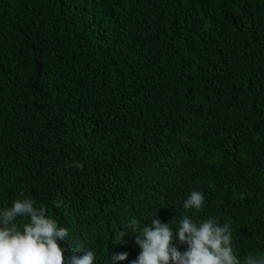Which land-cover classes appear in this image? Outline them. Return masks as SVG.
Instances as JSON below:
<instances>
[{"label": "trees", "instance_id": "trees-1", "mask_svg": "<svg viewBox=\"0 0 264 264\" xmlns=\"http://www.w3.org/2000/svg\"><path fill=\"white\" fill-rule=\"evenodd\" d=\"M17 199L66 258L133 264L185 217L264 255V0H0V211Z\"/></svg>", "mask_w": 264, "mask_h": 264}, {"label": "clouds", "instance_id": "clouds-1", "mask_svg": "<svg viewBox=\"0 0 264 264\" xmlns=\"http://www.w3.org/2000/svg\"><path fill=\"white\" fill-rule=\"evenodd\" d=\"M204 196L193 191L184 202L185 209L200 210ZM59 207V203L56 205ZM27 217L28 222L19 228L14 221ZM173 234L170 224L154 218L145 226L135 243L141 252L133 264H241L232 247L230 225H220L214 217L199 224L188 217L180 222ZM137 221H131L136 231ZM68 236V229L58 227V222L46 216L44 207H34L31 199H17L10 208L0 211V264H94V253L75 251L67 258L61 244ZM186 246L178 250L174 241ZM127 259V253L112 255L110 264ZM245 264H264V255L250 254Z\"/></svg>", "mask_w": 264, "mask_h": 264}]
</instances>
